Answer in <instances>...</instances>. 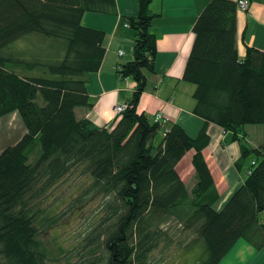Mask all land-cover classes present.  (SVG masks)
I'll return each instance as SVG.
<instances>
[{
  "label": "trees",
  "instance_id": "obj_1",
  "mask_svg": "<svg viewBox=\"0 0 264 264\" xmlns=\"http://www.w3.org/2000/svg\"><path fill=\"white\" fill-rule=\"evenodd\" d=\"M138 1L137 15L125 17L135 33L134 57L117 70L136 87L116 124L100 127L76 114L92 108L88 77L106 54V33L83 18L116 15V0H0V118L17 113L25 126L0 153V264H150L171 218L203 240V264H220L240 240L264 248V140L256 147L246 140V125L264 124V48L247 45L240 57L237 3L212 0L195 23L183 75L196 86L194 114L205 125L191 137L172 123L155 145L162 123L138 110L158 53L155 13L152 0ZM21 42L28 44L17 48ZM209 123L240 141L238 168L250 153L258 157L221 210L204 155ZM190 150L192 189L177 170ZM74 174L84 187L63 196L64 211L52 212L45 200ZM99 197L89 230L70 247L52 249L45 235L61 215Z\"/></svg>",
  "mask_w": 264,
  "mask_h": 264
},
{
  "label": "crops",
  "instance_id": "obj_2",
  "mask_svg": "<svg viewBox=\"0 0 264 264\" xmlns=\"http://www.w3.org/2000/svg\"><path fill=\"white\" fill-rule=\"evenodd\" d=\"M211 1L152 0L150 4L151 10L155 13L151 30L157 36L158 53L154 71H146L147 87L140 98L138 110L144 112L150 120H154L159 112L168 118L167 122H162V129L158 134L161 140L172 123L183 126L191 137H196L205 125L204 119L194 114L196 100L193 93L196 86L185 81L183 75L195 40V23ZM231 1L237 3L239 56H245L247 45L263 49L264 0L249 2L247 10L238 6L239 0ZM116 5V15L87 12L83 18L84 25L102 29L106 33V54L100 69L88 77V92L93 106L90 110L76 109V114L79 118L83 116L89 118L100 127H113L116 124L118 121L116 106L127 103L136 87V81L131 77L121 80L117 70L134 57L135 33L132 28L126 26L125 17L137 15L139 1L116 0ZM120 50L124 51L123 55H120ZM12 115L19 116L17 113H12L1 117L0 120ZM21 123V128L25 133L22 120ZM207 129L211 140L204 149V155L220 194L215 206L217 210H221L233 193L243 184L250 167L246 169L247 174H245L244 163L240 168L236 165L241 156H237V152L232 155L228 151L227 140L233 133L232 131H226L215 123L207 124ZM239 137H242V134H239ZM233 140L239 141L234 139V133ZM212 141L216 142L215 148L218 147L219 152H214ZM259 144L252 146L256 147ZM193 154L192 150V158ZM179 166L180 163L177 165L179 174L187 187L192 189L196 182L194 166L188 168L187 172ZM243 243L258 254L264 253V248L256 250L245 240H240L220 264H227L229 257ZM261 264H264V260Z\"/></svg>",
  "mask_w": 264,
  "mask_h": 264
},
{
  "label": "rangeland",
  "instance_id": "obj_3",
  "mask_svg": "<svg viewBox=\"0 0 264 264\" xmlns=\"http://www.w3.org/2000/svg\"><path fill=\"white\" fill-rule=\"evenodd\" d=\"M32 38L36 39L35 37ZM27 44L28 42H21L17 48H23ZM21 127L22 123L17 115L8 116L0 120V153L4 148L14 144L21 138L24 134ZM246 132V140L250 145L259 144V142L264 140V124L246 125ZM160 141L161 137L157 135L154 144L158 145ZM239 143V141L233 140V133H231L227 140V148L232 155L234 152H237V156H242V148ZM212 144L214 152H219L218 147L215 148L216 142L212 141ZM254 160H258L255 152L250 153L245 158L243 166L245 174H247L246 169L254 167L252 165ZM179 163V167H183L187 172L188 168L193 165L192 150L188 151ZM214 170L217 174L215 166ZM82 187H84L82 178L78 174H74L66 178L62 184H59V186L50 192L48 198L45 200V205L51 204L52 212L60 213L65 209V203L61 202L63 196L69 195L71 192L79 193ZM102 201L101 197L91 199L77 207L73 211L74 213L67 212L61 215L56 226L49 229L45 235V240L50 243L51 248L54 249V245L52 244H61L68 248L69 245L71 246L76 243L89 230L92 223L96 221L97 211ZM164 229H166L168 235L151 253L149 258L150 264H203L201 258L205 255L204 242L202 239L199 240L194 230L187 229L176 218H171L164 224ZM263 260L264 253L258 254L243 243L229 257L227 264H261ZM63 263L64 261L59 263L51 262L50 264Z\"/></svg>",
  "mask_w": 264,
  "mask_h": 264
},
{
  "label": "built area",
  "instance_id": "obj_4",
  "mask_svg": "<svg viewBox=\"0 0 264 264\" xmlns=\"http://www.w3.org/2000/svg\"><path fill=\"white\" fill-rule=\"evenodd\" d=\"M238 6L243 9V10H247L248 7H249V0H239L238 1ZM126 26L129 27V25L126 23ZM120 55H123L124 54V51L123 50H120L119 51ZM128 107V104L125 103V104H119L116 106L115 110H116V113L119 115L121 114L126 108ZM154 121L155 122H167L168 121V118L164 116V114L162 112H159L155 115L154 117Z\"/></svg>",
  "mask_w": 264,
  "mask_h": 264
}]
</instances>
